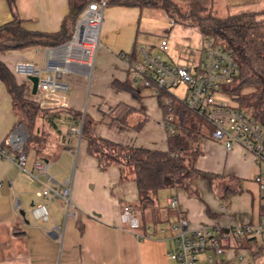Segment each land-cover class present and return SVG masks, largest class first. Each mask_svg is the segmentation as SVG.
Wrapping results in <instances>:
<instances>
[{
	"label": "crops",
	"instance_id": "0c3cea01",
	"mask_svg": "<svg viewBox=\"0 0 264 264\" xmlns=\"http://www.w3.org/2000/svg\"><path fill=\"white\" fill-rule=\"evenodd\" d=\"M78 3L71 9L68 0H15V10L11 11L8 1L0 0V26L15 16L29 31L51 34L63 27L70 33L74 25L70 20L72 10L82 5ZM210 6L220 17H226L264 10V0H211ZM141 10L106 6L91 74L89 77L76 72L62 75L61 79L70 84V91L59 102L44 104L37 95H32L26 78L15 76L18 83H25V98L39 100L45 108L56 109L63 118L68 114L81 116L77 125L68 127L60 121L57 131L49 128L48 133L53 132L55 140L44 149L48 158L42 160L48 175L70 188L75 217L66 218L67 211L61 201L45 199L48 220L26 218L28 203L42 201L35 193L46 182L45 176L41 175L38 181L27 180L18 174L11 161L0 159V264H56V260L57 264H175L168 257L171 234L163 228L165 223L174 224L182 216L190 227L199 228L256 223L262 218L264 196L253 181L257 165L251 156L246 157L241 146L235 145L227 151L224 143L214 141L210 133L198 141L195 163V168L207 177L192 173L186 178L187 184L159 190L152 195L155 203L148 211L137 206L138 192L132 174L129 176L127 170L115 165L101 169L87 153L86 142L81 139L85 118L94 124L91 127L99 137L134 147L167 149L168 134L157 99L141 89L140 98L136 99L112 85L113 80L132 79L125 56L139 50ZM3 37L0 33V40ZM50 52L55 53V47H27L2 53L0 60L12 73L16 62H31L44 76ZM199 57L200 54L193 64ZM91 77L92 88L100 100L90 113H82L90 82L87 80ZM18 123L14 103L0 81V146ZM74 129L80 130V134ZM35 160L39 159L34 154L27 170L34 171ZM122 175L129 177L122 180ZM97 183L99 191L95 192ZM15 196L20 200L18 211L14 210ZM172 197L177 200V208L167 210L162 216L160 201L166 198L167 205V199ZM127 205L139 215L141 224L137 232L142 238H137L122 222L121 214ZM56 226L60 231L52 234ZM256 241L242 240L213 263L264 264V248ZM238 254L242 259L237 258ZM211 263L202 259L201 264Z\"/></svg>",
	"mask_w": 264,
	"mask_h": 264
},
{
	"label": "built area",
	"instance_id": "2783aa9c",
	"mask_svg": "<svg viewBox=\"0 0 264 264\" xmlns=\"http://www.w3.org/2000/svg\"><path fill=\"white\" fill-rule=\"evenodd\" d=\"M105 8L106 0L90 1L80 6L70 38L55 47V53L50 52L48 55L44 69L46 75L42 76V70L31 62L18 61L14 64L15 76L38 78L36 95L44 104L57 103L69 93L70 84L61 79L62 75L76 72L90 76ZM174 24V20L169 23L171 27ZM159 49L162 53L168 51L166 39L160 41ZM125 60L129 72L133 74L131 81L135 87L148 90L155 98L163 94L174 95V90L182 89L185 97L181 100L206 120L214 141L223 142L227 151L235 145L241 146L246 157L251 156L257 165L258 172L253 181L264 196V121L254 119L236 105L216 100L217 96L226 95L225 88L232 85L238 75V65L228 50L212 39H207L198 61L190 66L169 62L160 55H154L145 46L139 48L135 54L125 56ZM162 98L167 101L166 96ZM164 124L167 134L172 135L175 132L172 117L164 116ZM74 132L80 134L78 129H74ZM27 138L28 134L19 122L9 132L3 146H0V159L11 161L18 174L27 180L38 181L41 175L45 176L46 182L35 193L42 201L31 207L34 219L45 222L49 213L43 200L60 199L68 206L70 188L55 182L48 175L46 164L40 160L34 161L33 172L25 169L26 154L23 146ZM177 205L175 198L167 199L168 210L176 209ZM19 208L20 200L15 196L14 210L18 211ZM71 217H75L74 210ZM121 219L137 238L143 237L137 232L141 222L132 206L123 208ZM59 231L60 227L56 226L51 233L57 234ZM171 231L168 257L175 264H201L202 259L215 262L246 239L259 240L264 248V216L256 223L199 228L190 227L188 220L179 216L171 225ZM237 258L242 259V256L238 254Z\"/></svg>",
	"mask_w": 264,
	"mask_h": 264
},
{
	"label": "trees",
	"instance_id": "16d2710c",
	"mask_svg": "<svg viewBox=\"0 0 264 264\" xmlns=\"http://www.w3.org/2000/svg\"><path fill=\"white\" fill-rule=\"evenodd\" d=\"M7 1L10 10L14 11L15 0ZM90 1L81 0L82 5ZM68 3L72 9L78 2L68 0ZM108 5L140 9L162 8L168 13L169 7H176L174 11L177 14L192 20V25L201 28L205 40L212 39L232 54L238 65V75L234 83L224 91L239 110L250 114L256 120L264 121V10L220 17L210 6L211 0H190L187 13H181L170 0H160V3L152 0H106V6ZM75 18L76 15L70 17L71 23H74ZM22 23L21 19L13 16L12 20L0 26V33L4 34L0 40V54L27 47H57L71 35V32L67 33L63 27L59 32L51 34L29 31ZM0 81L6 86L12 102L21 104L20 108L27 123L24 125V119L21 117L18 121L24 125L25 130L28 128L31 131L37 119H41L48 128L56 131L60 121L68 127L80 123V115L68 114L63 118L56 109L41 108L34 99L31 100L30 106H26L25 83H18L15 75L1 60ZM112 85L117 90L129 93L133 98H140V89L135 87L131 80H113ZM162 96H166L167 101H164ZM162 96L156 98L158 106L164 116L172 117L173 124L179 129L178 132L167 136L165 151L129 146L99 137L91 127L94 124H90L87 118L84 119L81 129V139L86 142L87 153L96 159L101 169L113 165L131 169L132 180L138 192L139 209L153 208L155 202L152 195L161 189L181 186L184 176L189 172L207 177L195 168V163L199 155L198 141L205 136L202 128L205 127L210 132L209 125L180 98L171 94ZM123 120L125 121V117ZM139 128L140 125L137 126V129ZM39 136L37 129L33 137L28 135L23 152L27 154L34 151L35 157L42 161L48 157L35 147L29 148V144ZM121 179L125 180L126 176L122 175Z\"/></svg>",
	"mask_w": 264,
	"mask_h": 264
},
{
	"label": "rangeland",
	"instance_id": "374dc122",
	"mask_svg": "<svg viewBox=\"0 0 264 264\" xmlns=\"http://www.w3.org/2000/svg\"><path fill=\"white\" fill-rule=\"evenodd\" d=\"M152 1L156 3H160V0H152ZM170 1L176 4V6L179 8L181 13L188 12L189 9L188 3L190 0H170ZM79 3H81V1H79ZM169 8H170V13H168L166 10L162 8H150V7L142 8L140 14V26H139L140 42H138L139 44L137 46L138 48L145 46L146 48L151 49L154 55H160L162 56V58L166 59L167 61L175 63L177 65H185V66L193 65V63L197 60L199 54H201L205 46L206 40L203 38L201 28L198 25H192L190 23L192 22V20H189L187 18L182 17L180 14H177L174 11L176 7L174 8L169 7ZM171 20L175 21V25L172 27L169 25ZM162 39H166L168 41L169 49L165 53H162V51L159 49V44ZM132 77L133 74L132 72H130L129 78L131 79ZM87 82H89V85H87L86 96L81 110L82 113L84 112L90 113L92 111L93 105H95L100 100L98 94H96L92 88L93 86L92 77L89 78ZM141 91L145 92L148 90L141 88ZM173 93L180 99L181 98L183 99L185 97L182 89H176L173 91ZM31 100L32 98L25 99L24 103L26 104V106H30L32 102ZM216 100H223L228 102L229 104L235 105V103L231 100V98L228 95H219L217 96ZM37 103L41 108H45V106L40 105L39 101H37ZM20 106H21L20 103L18 102L14 103V109L18 118L21 117V119H24L23 124L26 125L27 122L23 116ZM35 129L38 130V134L40 133V136L34 139V141L29 144V148L35 147L43 153L48 143L55 140V135H53V132L52 135L49 134L50 129L48 128V125L45 122H43L41 119H37L35 121V126L33 127V129L30 131L27 128L26 132L28 135L33 137ZM173 129L175 132L179 131V129L175 125L173 126ZM208 132L209 131L207 128L205 127L202 128V133L204 135H207ZM33 160H34V153L32 151L27 152L26 166H25L26 170L32 164ZM125 170L128 171L129 176L132 174V171L129 167H126ZM191 174L192 172H189L184 176L183 183L187 184L186 178H188ZM129 176H127L126 178H128ZM98 191H99V184L97 183L95 192ZM30 200H33V198H31ZM55 200L61 201V203L65 205L64 207L66 208L67 211L66 218L71 220L72 219L71 213L73 210H75L73 208L72 203L70 202V204L67 206V204L64 201L60 199H55ZM165 202H166V198L160 201V206H161L160 210L162 216H164L166 214V211L168 210ZM29 204L30 202L28 203L29 212H26L25 217L33 220V217L30 213L31 207ZM148 210H149L148 208L145 209V211ZM148 221H151V217L148 218ZM172 224L173 222H171V224L169 225L165 223V225L163 226V228L167 231L168 235L172 234L171 231ZM256 243L260 244L261 242L257 240ZM57 262L58 260H56V264ZM211 264L214 263L212 262Z\"/></svg>",
	"mask_w": 264,
	"mask_h": 264
},
{
	"label": "water",
	"instance_id": "95a60500",
	"mask_svg": "<svg viewBox=\"0 0 264 264\" xmlns=\"http://www.w3.org/2000/svg\"><path fill=\"white\" fill-rule=\"evenodd\" d=\"M78 10H79V8L75 7L72 10V15H76L78 13ZM26 79L31 84V93H32V95H36L38 78L37 77H28ZM30 206L31 207L33 206V202L31 203Z\"/></svg>",
	"mask_w": 264,
	"mask_h": 264
}]
</instances>
